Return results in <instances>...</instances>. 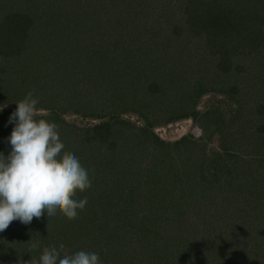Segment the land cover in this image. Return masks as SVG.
Listing matches in <instances>:
<instances>
[{
    "label": "rangeland",
    "instance_id": "1",
    "mask_svg": "<svg viewBox=\"0 0 264 264\" xmlns=\"http://www.w3.org/2000/svg\"><path fill=\"white\" fill-rule=\"evenodd\" d=\"M260 3L255 0L251 5L261 8ZM236 9L217 0H0V113L9 119L16 102L34 90L39 99L37 118L57 125L65 151L79 158L92 182L91 189L77 193L87 196L80 212L88 210V221H92L86 223L80 238L77 233L66 240L76 229L69 223L66 235L65 217L58 219L57 213L48 216L44 239L55 235L60 244H66L68 254L95 251L101 264H264V230L256 229L258 236L251 233L257 224L264 225V181L259 182L264 173L260 116L264 104L250 101L245 122L251 123L241 128L239 139H233L229 130L234 128L214 125L219 116L216 109L230 111L232 97L206 91L199 97L191 94L188 104L176 106L174 94L160 91L169 87L167 80L142 87L146 76L155 75L149 70L142 77V71H137L161 66L168 36L162 30L168 25L190 28L187 16L194 12L200 14L195 19V30L203 29L200 40L188 39L181 56L165 62L185 58L190 63L186 59L190 57L195 68L196 61L212 63L213 56L223 55L218 52L221 47L225 52L230 22L236 21L240 29L253 20H235L242 12ZM241 9L248 14L252 10L247 3ZM228 13L226 29L208 35L205 29L212 27L211 22ZM145 30L159 48L157 56L151 61L135 60L126 47L130 41L125 43L122 34L139 36ZM14 69L22 88L9 94L3 81L15 76ZM191 78L186 76L188 81ZM117 80L128 85L133 95L122 91L112 100L107 92ZM187 80L179 87L181 92L188 91ZM258 92L255 97L264 96V90ZM185 95L181 98L187 99ZM253 120H260L261 128L252 126ZM95 185L103 199L114 194L120 214H127V220L110 226L124 227L132 234H121L108 250L100 243L105 223L95 224L100 216ZM228 198L230 209L225 203ZM27 226L16 220L0 233V239L7 237L13 245L2 247L11 252H4L5 264H22L15 261L23 252L17 242L28 235ZM220 232L230 236L217 237ZM209 240L223 244L222 253L218 247L216 253L202 251V244Z\"/></svg>",
    "mask_w": 264,
    "mask_h": 264
},
{
    "label": "trees",
    "instance_id": "2",
    "mask_svg": "<svg viewBox=\"0 0 264 264\" xmlns=\"http://www.w3.org/2000/svg\"><path fill=\"white\" fill-rule=\"evenodd\" d=\"M217 1L224 3V4H226L227 2L232 3V6H235V8H237L236 9L237 12H240V10L242 11L241 14H236V17L234 18L235 20L236 19L247 20V18L249 17L253 19L251 21V24L247 23V25H245L244 27H241L240 29L238 26H235L234 22L236 21L230 22L231 24L230 29L232 31L230 35L226 36L227 37L226 41L228 42L227 46L231 44L234 45L232 48L226 46L225 52H224V50H222L223 48L221 47L218 50V52L223 51L222 56H219L218 58L213 56V59L211 61L212 63L208 65H204V62L196 61L197 63L196 68H195V63L191 66V63L194 62L193 61L194 58L189 59L190 57L186 58L188 60H191L190 63H187L185 58L179 59L176 63L165 62L169 60L168 58H172L174 56L175 57L181 56L180 53L183 51L182 48L184 47L185 42L188 41V39L192 40L193 42L195 39L197 41L200 40L199 36H201L203 29L195 30V19L200 18V14L198 12L196 13L194 12L193 14L189 13L187 18L190 20L189 22L190 28L181 29L179 28V26L171 28V25H168L166 30L165 29L162 30V32H165V33L167 32L168 36L166 35L167 48L165 46L164 48H166V50L161 51V54H163L166 57V58L161 59V63H160L161 66L157 70L156 68L152 70V68L148 66H144V67L139 68L137 71H142V74H141L142 77H143V74L145 73L146 75V72H148L149 70L150 72L148 73L150 75H155V76H146V79L143 82L142 87L152 85V82H155L158 86L163 85V83H166V80H167L169 87L166 88L167 90L161 88L162 90L160 91L166 94L168 93L171 95L174 94L177 98V100L174 102L176 106L177 104H179L180 106L181 102L182 104H185V103L188 104L189 96L191 94L199 97L202 93H205L206 91L215 92L219 94L221 93L222 95H228L232 97L233 102L231 105L233 106V108H231L230 111H227V112L222 111V110L217 111L216 109L215 113L218 114L219 116L217 115L218 117L214 125L215 126H220V125L227 126L228 125L230 128H234V130H229L232 132L231 137L233 139H239L241 128L245 130L246 129L245 127L248 125V123L249 124L251 123V122H245V119H246L245 107H248L253 103L256 106L264 104V96L263 97H258V95L257 97L254 96V93H257L258 91L261 92L264 90V75L261 76L260 74V72L264 70V43H263L264 41H262V38L264 39V34H263L264 16H262L264 15V13L259 12L260 9H263L264 11V1L262 4V1L260 0L261 2L260 4H262L261 8H258L259 6H256V4L251 5L252 2H255V0L254 1L249 0L248 2L247 0H217ZM246 3L248 7L252 9L249 14L247 13V10L241 9L242 6ZM203 15L204 13L201 15V17ZM225 16L226 17H222V18L219 17L215 19L213 22H211L212 27L205 29L208 35L211 36L213 33H216L218 32V30H221L223 28L226 29V26L223 24L229 22L228 20L230 18V15L228 13ZM191 25H193L194 27H192ZM186 34H190V35L187 36ZM122 36L124 39L123 41H125V43L127 41H130V44L126 43V47L129 48V51L132 53L133 56H135V60L151 61L152 58H155V56H157L156 53L158 51L157 49L159 48L157 47V45L156 47L152 45L151 40L149 39V37H147L148 36L147 30H145V32L140 31L139 36L134 35V33H130V34L126 33V34H122ZM126 47L124 48L125 50H127ZM193 71L196 72V75L193 73ZM208 71H210L212 75L207 78L204 73ZM16 73H17V70L14 69V72L12 74L15 75ZM226 74L228 76H226ZM198 75H201L205 79V81L202 82L201 78H199ZM186 76L188 77V80L193 76H196V77H193L191 78L190 81H188L186 79ZM9 78L10 79L6 78L7 81H3V85H4L3 88H5L6 90H9V94L18 93L17 92L18 88L19 89L22 88L18 85L19 81H17V80H20V78L16 75L14 77L9 76ZM123 79L129 83L126 76H124ZM185 80L188 81V85H187L188 91L183 90L181 92L179 87L181 86L183 87V85L185 84ZM209 80L211 84L209 83ZM209 85H211L212 87H209ZM190 88H193V90H190ZM108 90L109 91L107 93L109 97H111L112 100H114L113 98L114 94L121 93L122 91H124L128 95H133L132 94L133 92L129 91L128 85H126L125 83L121 84L120 80H117L116 82L112 84L110 83ZM183 92L186 93V95H188L187 99H185L184 97L181 98ZM1 93H3V89L0 90V94ZM250 101H252L253 103L250 104ZM0 115H1L0 116V151H3L5 155H7L8 152L10 151V145L7 143L6 138L10 135L9 131L12 130L11 129L12 125L8 124V119H5L7 117L6 114L0 113ZM4 115H6V117H4ZM260 116L262 117V120H263L262 129L264 131V113H260ZM259 123H260V120H253L252 126L261 128L259 127L260 125ZM64 150H66V144H65ZM236 158H240V157L236 156ZM240 161L242 162L241 159ZM246 169L250 170V166H248V168ZM262 181H264V173H263V176L260 177L259 182H261L262 184L263 183ZM93 187H95L94 188L95 195L97 196L96 202L97 203L99 202L100 204V206L99 205L96 206L98 208L96 209L97 211H99L100 216L97 217V219L95 220V224L98 225L100 223H105L103 224L104 229L103 231H101L102 233L100 235V243L104 244L106 246V250H108V248H110V246L114 244V241L118 240L121 234L123 235H126V234L132 235V234L125 232L126 230L124 227L117 228L116 230L113 228L114 224L110 226L111 223L123 221L122 219L127 220L126 218L127 214H124V213L120 214L119 212L120 204H118V207H117V204L115 205L113 202L114 194L112 195V193L110 194L108 193L106 196H104L105 198L103 199V197H100V191H101L100 187H97L96 185ZM121 197H123V195H121ZM75 198L82 199L83 197L76 194ZM227 200H226L227 202L225 203L226 204L228 203V208L230 209L229 207L230 200L229 198ZM254 209L257 212V208L254 207ZM81 212H79L77 218L72 219V220H69L62 214L58 213V219L65 217L64 223L66 222L67 224L65 227L64 226L63 227L66 231V235L68 234L69 223L70 225H72V228L76 229V232L68 235L66 237V240H70V237L77 233L78 235L76 238H80L79 233L84 232V229L87 225L86 223L92 222L91 220L88 221L89 220L88 210L83 213ZM90 216H93V214ZM46 222H47V217H46V214H44L39 219L34 218L32 222L27 226L26 232H28L27 233L28 235L23 236V239L18 240L17 242V244H19L18 250L20 248L21 249L23 248V252L20 253L21 258H18L17 256L15 261H17L18 263H22V264H32L33 260L39 259L44 249L50 250L53 247H57V248L59 247L60 243L59 241H57L58 237H56L55 235H52L51 236L52 238H49V241L43 238L44 234L42 232L48 229V226H47L48 222L47 223ZM130 225L128 224V226ZM259 227L260 226L257 224L256 228L252 230L251 233L254 234V236L256 235L258 236L256 229L259 232H263L264 225H262L260 229ZM215 235L217 237L222 236V235H225V237L230 236L229 234L227 233L224 234L222 232H220L219 234H215ZM135 236L136 235H133L131 238H134ZM244 238H247V236L245 235ZM31 240H32V243L38 242L40 244V248L34 250L30 243ZM217 241H219V239ZM211 242L213 241L209 240L207 241L208 244L207 243L202 244V251L208 250L210 252L216 253L219 250V253H222L224 245L221 243H219L218 245L217 242H215L214 244H211ZM6 244L10 245V242L8 241L7 237L5 238L3 237L2 239H0V264H5L7 261L6 258H8V256L4 255L5 251H7L8 254L11 255L10 250L2 249V247L6 246ZM221 245H223V247ZM10 246H13V245H10ZM217 247H218V250H217ZM66 250L67 249H66V244H65L64 252ZM63 254L64 253H62V255Z\"/></svg>",
    "mask_w": 264,
    "mask_h": 264
},
{
    "label": "clouds",
    "instance_id": "3",
    "mask_svg": "<svg viewBox=\"0 0 264 264\" xmlns=\"http://www.w3.org/2000/svg\"><path fill=\"white\" fill-rule=\"evenodd\" d=\"M38 103L34 90L28 92L8 119L13 125L6 138L10 151H0V233L13 221L29 225L45 213L47 218L59 213L75 219L88 203L87 196L75 197L91 189L89 171L64 150L57 125L37 118ZM30 243L34 250L40 248L38 242ZM64 248L61 243L44 249L32 264H101L95 251L68 254Z\"/></svg>",
    "mask_w": 264,
    "mask_h": 264
}]
</instances>
